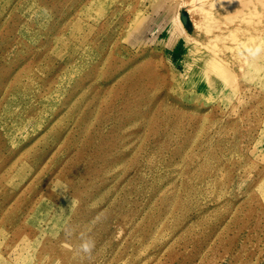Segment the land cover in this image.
<instances>
[{
    "label": "rangeland",
    "instance_id": "374dc122",
    "mask_svg": "<svg viewBox=\"0 0 264 264\" xmlns=\"http://www.w3.org/2000/svg\"><path fill=\"white\" fill-rule=\"evenodd\" d=\"M0 264H264V0H0Z\"/></svg>",
    "mask_w": 264,
    "mask_h": 264
},
{
    "label": "clouds",
    "instance_id": "9594fccd",
    "mask_svg": "<svg viewBox=\"0 0 264 264\" xmlns=\"http://www.w3.org/2000/svg\"><path fill=\"white\" fill-rule=\"evenodd\" d=\"M81 250L85 253H87L90 250V242L89 241H85L82 245H81Z\"/></svg>",
    "mask_w": 264,
    "mask_h": 264
}]
</instances>
